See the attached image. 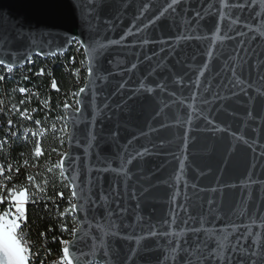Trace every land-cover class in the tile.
I'll return each instance as SVG.
<instances>
[{"label": "water", "instance_id": "1", "mask_svg": "<svg viewBox=\"0 0 264 264\" xmlns=\"http://www.w3.org/2000/svg\"><path fill=\"white\" fill-rule=\"evenodd\" d=\"M170 3L0 0V57L31 50V59L46 60L54 56L35 53L61 55L75 43L83 50V109L68 123L75 139L66 135L63 153L94 194L78 215L103 224L104 208L114 213L112 254L95 260L200 264L215 246L211 233L228 235L231 264H249L240 250L264 244V4ZM181 230L179 244L193 254L180 250L173 260Z\"/></svg>", "mask_w": 264, "mask_h": 264}, {"label": "trees", "instance_id": "2", "mask_svg": "<svg viewBox=\"0 0 264 264\" xmlns=\"http://www.w3.org/2000/svg\"><path fill=\"white\" fill-rule=\"evenodd\" d=\"M33 61L8 74H4V68L0 66V77H4L0 80V142L7 139V143L0 149V165L4 167V176L0 177V181H4L7 188L14 184L28 186L27 175H33L35 183L41 187H44L45 179L48 181L46 192L39 194L38 202L26 204L27 222L22 224L18 232L25 234L31 253H39L38 256H32L35 264H40L41 260L43 264H53L61 255L60 240L69 239L76 225L71 214L64 218L59 216V212L69 206L71 199L67 181L61 180L58 168L51 173L47 168L56 164L60 158L57 153L62 154L66 149V134L60 131L64 122L57 118L64 116V102H68L72 93L77 92L84 83L85 59L78 46L73 44L61 55L46 60L34 58ZM41 68L45 70L43 76L37 75ZM53 79L56 80L59 91L52 89ZM20 87L26 88L28 92L22 95L18 91ZM21 100L25 103L20 104ZM13 105L19 107L21 112L27 109L31 119H22L20 112L11 110ZM9 120L12 121L11 128L8 126ZM37 120L41 121L40 127L44 129L42 135L35 124ZM52 125L56 126L55 132L52 131ZM26 129L30 130L27 135ZM11 132H16L17 135L12 136ZM33 132H37L43 150L39 157L32 155L37 140ZM52 149H56V152ZM25 160L28 161L27 166L24 165ZM9 164L12 165L11 172L8 171ZM17 168L19 172L16 171ZM4 177L11 179L5 181ZM29 191L31 193L34 188L29 186ZM57 192H63V198L57 196ZM3 194H7L6 190ZM5 207L6 204L0 205V212ZM64 224L68 227L67 232L61 230ZM41 232L45 233L43 237Z\"/></svg>", "mask_w": 264, "mask_h": 264}, {"label": "snow or ice", "instance_id": "3", "mask_svg": "<svg viewBox=\"0 0 264 264\" xmlns=\"http://www.w3.org/2000/svg\"><path fill=\"white\" fill-rule=\"evenodd\" d=\"M180 0H171V3L168 5L169 8H173L174 5H177ZM90 6H93L95 0H89ZM261 3L264 4V0H261ZM221 8L227 7L226 0H220ZM91 10V7H90ZM174 10V8H173ZM163 15V13H161ZM221 16L224 15L223 12L220 13ZM231 27V25H229ZM264 31V29H261ZM223 37H218L213 35V39H222ZM75 39V38H73ZM81 46H84L86 42L80 41ZM98 44L99 48L105 47L103 44H99V42H95ZM88 54L91 55L92 52L96 51L91 45H88L86 49ZM59 51V49H58ZM57 53L49 50L45 53L42 49L38 50L35 55L44 56V55H52L55 56ZM62 54V53H61ZM32 53L31 50L26 55L17 56L15 58L6 59L4 57H0V65H2L6 71L12 72L15 67L20 66L23 67L25 63L32 62ZM135 67V65H133ZM94 69L92 67L88 68V75L92 76ZM45 70L41 68L37 75L43 76ZM4 79V77H0V80ZM27 79V77H25ZM91 83V81H89ZM52 89L59 91L57 87V82L55 79L51 82ZM151 91V89H148ZM18 91L24 95L28 92V90L24 87H20ZM86 89L84 87L79 88L77 92L72 93V96L75 98V103L77 105L76 113L72 114L70 112L71 105L67 103V101L63 104V109L66 113L63 117H58L57 119L63 120V127L60 131L63 134L70 135L71 139H75V127L72 130V133H69L68 123L72 121L73 115H79V113L83 109V99L82 95ZM264 95V93H261ZM25 103V101L21 100L20 104ZM45 104L47 101L44 102ZM12 111L20 112L21 118L31 119V114L27 109L24 111H20L19 107L16 105L12 106ZM35 111V110H33ZM74 123V122H73ZM37 128L40 130V134L42 135L44 129H42L41 121H35ZM9 128L12 127V121H8ZM30 131L29 129L25 130V134ZM52 131H56V126L52 125ZM34 137H37L36 144L33 150L32 155L34 157H39L43 154V150L41 148L40 139L38 137L37 132L32 133ZM10 135L16 136V132H11ZM61 143H63V137H60ZM7 143V139L0 142V149L3 148V145ZM53 152H56V149H52ZM61 156V159L51 167L47 168L49 173L53 172L54 169H59V176L62 181H67V187L70 191L71 199L69 200V206L64 209L63 212H59V216L64 218L65 216L71 214L73 216V222L76 227H73L71 231V235L73 239L71 241L60 240L62 245L61 255L54 261L53 264H112L111 259H103V260H95L94 258L100 254L105 258H108L112 254V249L109 244V239L116 235V224L111 220V217L114 213L109 208H104V219L106 222L101 224L96 222L92 223V220L87 216L78 215L83 214L88 211V208L93 207L95 201L93 200V193L91 191L90 186L85 190V186L78 183L80 180V174L75 169H67L66 164L69 158L68 153H57ZM28 161H24V165L27 166ZM35 166V165H33ZM8 171H12V165H8ZM19 172V168L16 169ZM4 176V167L0 165V177ZM11 177H4V180H9ZM26 180L28 182V186H17L13 185L11 188H7V185L4 181H0V205H5V210L0 212V264H29V260L33 255H39V253H31L28 242L25 239V234L22 232H18L21 229L22 224L27 222L26 216V204L36 203L39 199V194L46 192V186L48 181L45 179L43 181L44 187H41L40 184L35 183L33 175H27ZM29 186L34 188V191L30 193ZM6 190V195H4V191ZM57 196L63 198V192H57ZM100 199L102 201H107L108 197L106 195H101ZM79 201L77 203H73L72 201ZM103 206V205H101ZM47 208V204H45ZM94 219V218H92ZM61 230L63 232L68 231V227L66 224L61 226ZM51 231V229H49ZM198 231V230H197ZM40 235L43 237L45 233L41 232ZM149 236H156L157 233L149 230ZM164 235H169V233H165ZM185 235L184 231L181 230L174 234L176 237V243L178 247H169L168 255L172 257L173 260L177 258V254L180 250H183L186 254L192 255L188 249H183V245L179 244V239ZM208 238L212 240L215 244L214 247L210 248L207 252V255L200 257V264H204V261L209 257L219 261L220 264H231L232 257L228 255L229 247L226 244L228 240V235H213L211 233L208 234ZM55 239V238H54ZM126 239H131L130 237H126ZM145 238H137L135 243L137 245H142V242ZM91 241V243H87V241ZM258 241L254 237L253 244H256ZM173 241H169V245H171ZM207 247V244L204 245ZM87 248V251H85ZM200 246H197V252H199ZM232 251H235V246L232 247ZM241 255L245 256L249 260V264H264V244L260 245V250H246L241 249ZM50 254V252L48 253ZM168 255L165 256V259H168ZM40 264H43V260H41ZM163 264V262H161ZM184 264H192L191 260L184 262ZM243 264V262H242Z\"/></svg>", "mask_w": 264, "mask_h": 264}, {"label": "bare ground", "instance_id": "4", "mask_svg": "<svg viewBox=\"0 0 264 264\" xmlns=\"http://www.w3.org/2000/svg\"><path fill=\"white\" fill-rule=\"evenodd\" d=\"M75 45H77V46H78V49H80L81 53H83V50H82L81 47L78 45V43H75ZM33 59H34V58H32V62H31V63L34 62ZM31 63H26V65H27V64H31ZM0 66H1V65H0ZM1 67H3V66H1ZM3 68H4V67H3ZM21 68H22V67H21ZM4 69H5V68H4ZM85 70H86V64H85ZM8 73H11V72L5 71L4 74H8ZM71 106L76 107V103H75V98H74V97H72V105H71ZM64 116H65V114H64ZM63 122H64V121H63ZM61 127H63V126H61Z\"/></svg>", "mask_w": 264, "mask_h": 264}, {"label": "built area", "instance_id": "5", "mask_svg": "<svg viewBox=\"0 0 264 264\" xmlns=\"http://www.w3.org/2000/svg\"><path fill=\"white\" fill-rule=\"evenodd\" d=\"M26 66V65H25ZM25 66H23V67H25ZM22 67V68H23ZM15 70V69H14ZM3 71H6V69H3ZM73 97V96H72ZM72 97L70 98V100L67 102V103H69L70 105H72ZM29 264H35L34 263V259L31 257L30 258V260H29Z\"/></svg>", "mask_w": 264, "mask_h": 264}]
</instances>
